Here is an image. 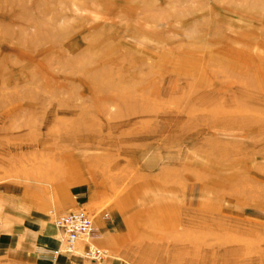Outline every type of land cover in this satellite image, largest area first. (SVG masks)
Masks as SVG:
<instances>
[{"label": "rangeland", "instance_id": "1", "mask_svg": "<svg viewBox=\"0 0 264 264\" xmlns=\"http://www.w3.org/2000/svg\"><path fill=\"white\" fill-rule=\"evenodd\" d=\"M0 264H264V0H0Z\"/></svg>", "mask_w": 264, "mask_h": 264}, {"label": "built area", "instance_id": "2", "mask_svg": "<svg viewBox=\"0 0 264 264\" xmlns=\"http://www.w3.org/2000/svg\"><path fill=\"white\" fill-rule=\"evenodd\" d=\"M52 218L55 227L61 231L66 252H73L77 241L87 239L93 233L89 216L81 210L53 214ZM84 254L93 259H99L103 256L100 249L88 243Z\"/></svg>", "mask_w": 264, "mask_h": 264}, {"label": "bare ground", "instance_id": "3", "mask_svg": "<svg viewBox=\"0 0 264 264\" xmlns=\"http://www.w3.org/2000/svg\"><path fill=\"white\" fill-rule=\"evenodd\" d=\"M236 185V184H235ZM241 198V197H240Z\"/></svg>", "mask_w": 264, "mask_h": 264}]
</instances>
